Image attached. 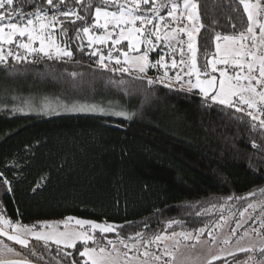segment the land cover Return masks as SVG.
Masks as SVG:
<instances>
[{"label":"trees","instance_id":"16d2710c","mask_svg":"<svg viewBox=\"0 0 264 264\" xmlns=\"http://www.w3.org/2000/svg\"><path fill=\"white\" fill-rule=\"evenodd\" d=\"M199 2L205 25L198 36L200 66L204 53L214 51L215 32L231 33L233 22L242 30L246 16L242 7L234 12L239 6L229 7V0ZM34 3L43 0H16L25 12L34 11ZM55 38L61 46L69 42L72 61L17 64L9 58L7 66L0 65V172L12 189L8 192L0 184V208L8 217L26 225L69 216L128 224L119 230L122 236L136 231L150 236L163 231L167 221L178 220L181 224L173 225L177 232L207 225L216 236L238 222L249 226L252 212L261 213L264 156L251 147L261 139L227 115L241 114L210 100L204 103L197 92L148 86L146 81H136L142 85L140 94L130 97L107 86L109 77L118 80L121 74L96 69L97 58L88 55L92 49L86 39L81 52L71 28L67 37L57 29ZM163 49L158 47L151 58L158 59ZM167 52L169 58L171 50ZM49 68L83 73L85 86L73 89L70 83L46 78L42 73ZM93 75L96 80L89 85ZM44 102L94 105L97 110L42 115L19 111L28 105L41 108ZM120 111L131 118L114 114ZM252 192L256 195L249 196ZM249 202L256 209L241 217Z\"/></svg>","mask_w":264,"mask_h":264},{"label":"snow or ice","instance_id":"6c2138e0","mask_svg":"<svg viewBox=\"0 0 264 264\" xmlns=\"http://www.w3.org/2000/svg\"><path fill=\"white\" fill-rule=\"evenodd\" d=\"M233 3L239 6L233 7L234 12L242 7L246 16L245 26L237 31L233 22L231 33L215 32L214 51H206L204 63L198 66L197 34L205 28L201 22L199 0H43L41 4L34 3L35 10L29 12L17 7L16 0H0V65L7 66L9 58L17 64H38L45 59L72 61L73 52L69 42L65 40L61 46L55 38L57 29L61 36L67 37L71 28L74 39L80 41L79 51H85L83 41L87 40V47L92 49L88 55L97 58L96 69L121 74L118 80L109 77L108 87L121 89L130 97L140 94L142 85L136 81H146L148 86L159 83L166 87L179 83L181 90L188 93L198 90L204 103L210 100L212 104L240 113L238 116L233 113L227 115L258 134L261 143L253 140L251 147L264 156V0H229L228 6L232 7ZM125 41L127 50L118 47ZM96 45L106 46L107 52L94 47ZM185 45L190 54L188 60L185 59ZM160 46L171 50L170 62L165 59L168 52L160 54L155 62L150 61V53ZM177 54L179 60L176 59ZM169 63L172 69L182 65L181 72L188 79L185 81L180 72L176 73L174 80L169 77ZM149 68L166 70L163 75L153 78L147 75ZM184 68H187L186 72ZM217 72L219 78L212 74ZM42 75L56 82L70 83L73 89L85 86V76L80 72H61L49 68ZM124 75L130 79L125 80ZM94 80L95 75L88 79V84L91 85ZM166 80L170 82L165 83ZM46 107L52 110L50 105ZM64 107L68 111L97 110L94 105L72 104ZM114 114L131 118L125 111ZM0 184L8 186V192L12 191L11 182L3 172H0ZM259 191L264 197V189ZM248 195L255 196L256 193ZM227 199L232 200L233 197ZM260 203L258 227H252L251 232L245 230L236 239L235 246L228 247L232 237L236 236L237 228L242 226L238 222L230 235L220 242L221 247L215 253L211 247L216 245L217 237L207 225L177 232L173 225H180L181 221L178 220L167 221L163 231L150 236L141 231L122 236L119 229L123 225L71 216L55 224L44 222L38 230L36 225L13 221L0 208V237L28 249L37 262L44 261L45 252L51 256V245H55V256L51 258L56 264H187L188 258L178 260L177 254L183 256L182 247L194 248L197 243L208 246L204 264H214L215 261H221V264H264V243L259 246L240 243L251 234L264 241V201ZM249 209L255 210L256 204L247 203L240 216L244 217ZM252 218L251 215L248 217ZM220 219L225 220L223 216ZM144 227H148L147 223ZM108 233H114L116 239H109L106 236ZM205 233L208 239L201 241ZM33 240L42 242L43 251L31 243ZM238 253H245L246 259L241 261ZM8 254L16 257L22 255L0 239V264H33L26 258H7ZM227 257H231V261ZM46 264H51V261Z\"/></svg>","mask_w":264,"mask_h":264},{"label":"rangeland","instance_id":"374dc122","mask_svg":"<svg viewBox=\"0 0 264 264\" xmlns=\"http://www.w3.org/2000/svg\"><path fill=\"white\" fill-rule=\"evenodd\" d=\"M198 36H199V34H197V41H196V43H197V57H198ZM126 44H127V42L125 41L122 45H120L118 47H121V48H124L125 50H127L126 49ZM94 47H103V46L102 45H96ZM156 51H157V49H156ZM156 51H153V52L150 53L149 59L152 62H155L156 60L159 59V58L158 59H152L151 58V54L152 53H156ZM161 51L163 53H165V52H167V49H163ZM133 55H135V54H133ZM189 57H190V54H188L186 52V60H188ZM165 59L170 62L171 56L169 58L165 57ZM197 65L199 66L198 60H197ZM218 67H220V66L218 65ZM177 69H178V67L175 68V69H172L170 67V63H169V68L167 69L169 77H171L173 79L174 77H173L172 72H174L175 70L177 71ZM150 70L153 71V74H149ZM165 70L166 69H164V68H149L147 75L155 78L158 75H163V72ZM209 72H210V69H209ZM212 74L216 75L219 78V73L218 72L217 73H212ZM194 79L195 78L193 77V81H194ZM177 87H178L177 83H175V89L176 90H180V91L186 92L185 90L178 89ZM194 91L198 92V90H194ZM46 105H50L52 110L49 111L48 108L46 107ZM63 105L64 104H62V103H56V104L52 105L50 102H44V103H42L41 108H36L34 105H28V106L22 107L19 111L22 114H40V115L48 114V113H52V112H56L57 113V112H61V111L65 110V107H61ZM260 215H261V213L252 212V217H253L252 218V223L249 226H245V227L241 226L240 228H237L236 236L232 237V242H231V244L228 247H234L236 239L238 237H240L245 230H248L249 232H251L252 227H258L259 220L257 219V217H259ZM55 222H59V221H54V222H50V223L55 224ZM35 225L37 226V229L39 230L42 224H40V225L39 224H35ZM233 228H236V225ZM230 231H231V229L228 232L226 231V232H224L222 234L216 235L217 243H216V245L211 247V251L213 253L219 251V248L221 247L220 242L224 238H226V237H228L230 235ZM207 239H208V237L205 238V239H201V241L207 240ZM32 242H33L34 245H36V247L38 249L41 248L42 242H37L35 240H33ZM240 243H241V245L255 244V245L259 246L261 243H264V241H262L261 238L256 236L255 234H251L250 236L244 237L240 241ZM78 247H80V245H78ZM55 250H56V246L55 245H51V254L55 255ZM153 250L155 251L156 249H153ZM68 251H71V250H68ZM181 253H183V256H181L180 253L177 254L178 255V260L183 259V257H187L188 258L187 264H204V260H205L207 254H208V246L207 245H202L201 243H197L194 248H184V247H182L181 248ZM237 255H238V258L241 261L246 259V254L245 253H238ZM13 256L14 255H12V254H8L7 258H10V257H13ZM227 259L229 261H231V257H227ZM214 264H221V261H215Z\"/></svg>","mask_w":264,"mask_h":264},{"label":"flooded vegetation","instance_id":"af4514ba","mask_svg":"<svg viewBox=\"0 0 264 264\" xmlns=\"http://www.w3.org/2000/svg\"><path fill=\"white\" fill-rule=\"evenodd\" d=\"M98 236H99V234H98ZM113 237H116V236H108V238L109 239H113ZM99 238V237H98ZM1 239V238H0ZM5 243H7V244H9L10 246H12V247H14V248H17L16 250L17 251H20L21 253H22V255L21 256H19V257H16V256H13V257H10V258H20V259H29V260H31V261H33V262H36V263H39V264H46V262H48L47 260H45V261H42V262H37V258L36 257H34V256H31L30 255V253H29V250L28 249H22V248H19V247H17V246H15V245H12V244H10V243H8V242H6L5 241ZM31 243L33 244V242L31 241ZM34 245V244H33ZM23 251H25V253L23 252ZM72 251V250H71ZM75 254V253H74ZM52 256H55V255H53V254H51V256L47 253V252H45L44 253V259H46V258H48L50 261H52V262H56L55 260H52Z\"/></svg>","mask_w":264,"mask_h":264},{"label":"built area","instance_id":"2783aa9c","mask_svg":"<svg viewBox=\"0 0 264 264\" xmlns=\"http://www.w3.org/2000/svg\"><path fill=\"white\" fill-rule=\"evenodd\" d=\"M185 39H186V37H185ZM100 48L102 50H107V47L106 46H103V47H100ZM185 51L187 52V46L186 45H185ZM181 68H183V66L182 65H179L178 66V69H177V72H180L181 76H183V72H181ZM186 71H187V68H184V72H186ZM183 78H184L185 81L188 79V77H186V76H183ZM177 86H178L177 87L178 89H181L179 83H177ZM230 110L234 111V109H230ZM238 114H240V113H238Z\"/></svg>","mask_w":264,"mask_h":264},{"label":"water","instance_id":"95a60500","mask_svg":"<svg viewBox=\"0 0 264 264\" xmlns=\"http://www.w3.org/2000/svg\"><path fill=\"white\" fill-rule=\"evenodd\" d=\"M75 218H77V217H75ZM80 219H82V218H80ZM117 225V224H116ZM124 227L123 228H121V229H119V230H122V229H124L128 224H122ZM106 236L108 237V236H115V234L114 233H108V234H106ZM1 239H4V241H6V242H8V243H10V244H12V245H15L13 242H11V241H7V239L6 238H4V237H0ZM15 246H17V247H19V248H21V246H19V245H15ZM12 259H20V258H12ZM33 262V261H32ZM33 264H39V263H36V262H33Z\"/></svg>","mask_w":264,"mask_h":264},{"label":"crops","instance_id":"0c3cea01","mask_svg":"<svg viewBox=\"0 0 264 264\" xmlns=\"http://www.w3.org/2000/svg\"><path fill=\"white\" fill-rule=\"evenodd\" d=\"M186 57V56H185ZM175 72H176V70L174 71V72H172V73H174L173 74V77L175 78ZM174 78H173V80H174ZM170 81H165V83H169ZM159 84V83H158ZM173 85L171 86V87H168V88H172V89H175V83H172ZM160 85H162V86H165L164 84H160ZM166 87V86H165ZM193 92H197V91H193ZM197 93H199V92H197ZM201 96V95H200Z\"/></svg>","mask_w":264,"mask_h":264}]
</instances>
